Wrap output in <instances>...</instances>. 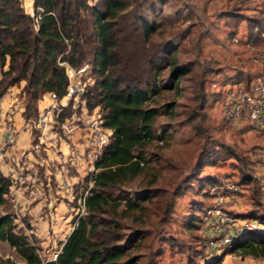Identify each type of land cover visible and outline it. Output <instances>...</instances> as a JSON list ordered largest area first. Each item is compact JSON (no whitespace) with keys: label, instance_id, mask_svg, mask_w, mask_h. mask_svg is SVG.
Masks as SVG:
<instances>
[{"label":"trees","instance_id":"trees-1","mask_svg":"<svg viewBox=\"0 0 264 264\" xmlns=\"http://www.w3.org/2000/svg\"><path fill=\"white\" fill-rule=\"evenodd\" d=\"M168 1L160 0L161 4ZM226 3L230 6L223 14L233 29L231 35L245 21L247 41L251 44L264 41L263 10L252 7L249 0ZM238 7L253 13L241 12ZM155 9L153 0H97L93 5L86 0H32L30 15L19 0H0V94L23 81L20 91L24 97L23 114L25 118H35L36 102L45 93L55 92L58 96L65 93L67 77L59 62L74 69L87 63L94 79L86 86L83 99L88 110L98 107L103 125L111 130L109 142L95 163L94 188L85 200L87 213L66 237L55 260L43 262L28 237L15 231L14 216L0 214V240L14 248L25 264L134 263L128 253L137 233L125 235L119 218L138 209V203L120 188L141 172L145 161L143 148L147 144L170 139L167 126L157 133L160 111L153 104L165 86L158 82L159 74L171 65L168 45H174L171 41L152 40L162 25L160 20L149 16ZM166 18L174 25L179 16L175 12ZM184 36L183 30L177 37ZM172 48L173 53L176 46ZM170 69L175 85L188 71L185 65L173 64ZM163 112L171 113L170 107L163 106ZM207 163L200 162L195 168L198 173L189 177L200 182L201 189L214 184L210 177L199 176L204 167L213 164ZM239 177L242 186L251 183V177L243 169ZM10 187V180L0 173V207L5 204ZM259 187L263 193V184ZM170 211L168 205L161 223ZM243 217L264 224V214L251 212ZM198 221L199 216L192 213L183 224L184 232L189 234L191 229H198ZM170 245L182 252L174 243ZM238 250L242 257L264 259V232L245 234L226 252ZM221 261L222 255L206 264Z\"/></svg>","mask_w":264,"mask_h":264},{"label":"rangeland","instance_id":"rangeland-1","mask_svg":"<svg viewBox=\"0 0 264 264\" xmlns=\"http://www.w3.org/2000/svg\"><path fill=\"white\" fill-rule=\"evenodd\" d=\"M19 1L24 11L32 15V0ZM96 1L86 0L89 5L95 4ZM182 1L185 3L171 0L166 4H161L160 0H153L156 9L153 13H149L151 18L162 22L158 33L153 35L152 40L154 42L171 41L176 46V51L172 53L171 50L174 46L168 45L167 52H170L168 55L171 65L159 74L158 82L165 86L161 93L154 98L153 104L160 111L156 120V129L159 130L162 126H167L170 139L167 142L154 141L147 144L143 148L145 161L141 172L120 188L132 200L137 199L138 203V209L130 211L127 217L119 218L125 235H130L132 232L137 233L128 253L135 259L133 264H148L149 262L156 264L164 250L173 248L171 243L177 245V249L182 250L181 254L183 255V257L179 256L180 259L174 264L195 263V259L200 254L196 240L199 232L198 229H191L189 234H186L183 224L192 213L200 217L204 208L210 205L214 199L211 194V188L214 185L203 186L201 189L200 182L189 179L190 176L198 173L195 168L200 162H213L211 166L204 167L199 175L210 177L212 182L215 180L214 176L228 172L237 173L239 180V174L243 169L246 174H249L254 184L250 185L248 189L247 194L250 199L238 201L237 196V208L243 210L249 207L248 210L254 209L257 210L254 212L259 213L263 211L262 215L264 214V200L259 181H257L258 178L255 177L256 173L250 158L242 150L246 144L241 138L234 136L231 130H227L223 126L220 110L218 112L222 96L219 94V89L211 88L213 81L219 83L220 86L226 84L229 87L230 84L224 82L221 77H215L216 64L207 62L208 55L202 52L206 45L204 41L207 39L209 41L218 40L219 48L225 43L226 46L231 44V36L226 37L218 31L224 27L218 17L221 14L224 15L223 11L230 5L224 4L223 0ZM238 10L244 11L241 7H238ZM261 10H263L261 18L264 19V9ZM175 12L179 18L176 24L171 25L167 22L166 17ZM222 17L224 20V16ZM183 30L186 31V36L180 39L177 36ZM213 31L215 33L212 37ZM214 43H211L212 46L209 45V49L212 51H215ZM253 45L264 49V41ZM172 62L175 66L185 65L188 70L177 85L170 78ZM87 78L93 82L94 76L91 74L90 65L88 71L83 75L84 80ZM23 84L24 82L21 81L8 89L12 91L13 97L21 103L24 111V97L20 95ZM39 100L36 102V108L39 106L41 108L44 105ZM165 105L170 107L171 113L163 112ZM242 123L246 125L244 122ZM33 135L31 134L27 141L25 133H20L18 140L21 144L29 146L32 143ZM226 162L228 163L226 164ZM70 176H72V180H75L73 172H70ZM83 186L84 184L80 181L74 184L75 199L83 192L84 188H81ZM20 197L21 195L16 198L13 193H9L5 204L0 207V214L9 213L14 216L15 231L28 237V240L37 248L38 256L44 262L54 249L52 247L66 239L72 230L73 218L77 216V211H71L70 207H76V204H74L75 202L66 203L64 200L62 203V198H59L56 212H51V216H48L47 211L38 210L35 217H38L40 224L44 225L40 229L39 224H35L28 212L33 204L30 205L23 197ZM168 205L171 206V211L165 218L166 221L161 223ZM122 208L121 206L119 209ZM45 221H47V225L44 224ZM21 222L23 225H19ZM30 229L34 232L28 233L27 231ZM51 235L55 237L54 245L46 241ZM228 257V253L224 254L222 261L218 264H224V260H228ZM207 262L213 263L214 260ZM0 264H25V261L7 242L0 240Z\"/></svg>","mask_w":264,"mask_h":264},{"label":"built area","instance_id":"built-area-1","mask_svg":"<svg viewBox=\"0 0 264 264\" xmlns=\"http://www.w3.org/2000/svg\"><path fill=\"white\" fill-rule=\"evenodd\" d=\"M249 3L254 8H264V0H249ZM261 37L264 38V32ZM231 41L243 43L246 48V58L241 62L251 68L257 66L259 70L248 84L229 81L227 87L213 81L211 88L219 89L222 96L223 126L233 129L238 122H244L259 141L249 155L255 173L264 174V49L249 43L245 32L236 33ZM59 65L64 67L67 77L65 93L62 96L55 92L45 93L40 99L44 105L38 109L35 118L24 117L21 103L9 89L0 94V165L5 167L0 173L10 180L11 187L21 188L24 200L29 204L43 200L39 210L47 211L48 216L56 212L59 198L66 203L75 202L76 207H70L71 211H77L73 229L79 218L87 213L85 200L94 188L95 163L109 142L111 130L103 125L98 107L88 110L83 99L86 86L92 83L89 78L83 79L89 65L85 63L78 69L66 62H59ZM16 119L22 121L21 128H28L30 136L35 135L24 150H14L21 129ZM70 172L74 173L75 180ZM214 177L213 202L204 208L198 221V257L204 262L215 260L245 234L264 232L263 223L233 213L235 194L243 187L237 173ZM78 181L84 184L81 187L84 190L75 199L74 184ZM262 191L264 200V181ZM63 242L54 247L47 260L57 258ZM228 256L238 259L240 251H230Z\"/></svg>","mask_w":264,"mask_h":264},{"label":"crops","instance_id":"crops-1","mask_svg":"<svg viewBox=\"0 0 264 264\" xmlns=\"http://www.w3.org/2000/svg\"><path fill=\"white\" fill-rule=\"evenodd\" d=\"M170 1L171 0H169L168 2H170ZM175 1H177V0H175ZM179 2H183V1L180 0ZM223 2H224V4H227L226 3L227 0H223ZM183 3H185V2H183ZM189 3H191V2H189ZM210 3H211V1H210ZM193 5L196 6L194 3H193ZM244 12L247 14L253 13L252 11H249V10H244ZM222 16H224V20H223ZM219 17H218V19L222 22V25L224 26L222 28L223 30L222 29L218 30L219 32L222 33L221 35H224L226 37L230 35L231 36L230 39H231L232 36L235 35L236 33H238L239 31L247 33V23L245 21H242L241 23H239V25L235 29L236 31L234 32V34L231 35L233 29L227 25L228 17L226 15H222V14ZM214 33L215 32L213 31L212 37H213ZM217 42H219V41L218 40L209 41L207 39L204 41V44H206V45H204L205 47H203V49H202V52L204 54L208 55L206 57V59H208V61H212L213 64H216L215 70L217 72H216V74L214 73L215 77H218V78L221 77L224 82H229V81L234 80V79H238V80L245 82V83L249 82L250 79L252 78V76L256 72H258L259 67L255 66L254 68H251V66L249 64L241 62L242 60H244L246 58V55H247L246 48H245L244 44L243 43L235 44L231 41L230 45L226 46V43H225L222 45V47L219 48ZM211 43L215 44V45H213V49L215 51H212L209 49V45L212 46ZM9 91H11V90L9 89ZM40 101L42 102V100H39V102ZM39 108H40V106L37 109H39ZM219 110H220V106L218 105V112H219ZM220 119L222 121V118H220ZM17 125H18V127L21 128L22 123L20 122V120L17 121ZM227 130H231L232 134L234 136L236 135L237 138L242 139V141L246 144L245 146H243L242 150L250 158V155H249L250 151L253 149V147L255 145H257V143H259L257 138L254 137L253 132L246 125H243V123L241 121L238 122L233 129H227ZM158 132H159V130H157V133ZM20 133H25V135L27 137V141H29V138H30L29 133L30 132H29L28 128L24 127V128L19 129V133L17 135V144H16L14 150H24V149H27V147H28V145L27 146H26V144L23 145L18 140ZM228 161H230V160H228ZM227 163L228 162H226V164ZM4 169H5V167L3 165H0V171L2 172ZM200 177L202 178L204 176H200ZM255 177L258 178L257 181H259V186H262L263 181H264V174L257 172ZM43 181H44V178H43ZM252 184H254V181L251 179V183L244 185L242 187L241 191L237 193L235 211L233 212L235 214V216H238L240 218H244L243 217L244 214H248V213L257 211L254 209L248 210L249 207H247L243 210L237 208V196H238V201L239 200L240 201H243V200L246 201V200L250 199V196L247 193H248V189H249L250 185H252ZM10 188L11 189H10L9 193H11V194L13 193L16 196V198L19 197V195H21V197L24 196V193L21 190V188H15V187H10ZM262 195H263V193H262ZM23 199H24V197H23ZM251 199H252V197H251ZM58 202H57V204H58ZM61 202L63 203V200ZM251 202H252V200H251ZM43 203H44L43 200H41L40 202L31 203V204H33V207L31 208L30 211H28L29 214L31 215V217L33 218V220L35 221V224H39L38 227L40 229H42L44 225L40 224V220L38 219V217H35V213L39 210V208L43 205ZM256 213L259 215H262L263 211H260V213L259 212H256ZM36 221H37V223H36ZM44 224L47 225L48 224L47 221H45ZM53 235H51V237L48 238V240H46V241H48L54 245L55 237H53ZM64 240L65 239H63L61 242H63ZM52 248H54V247H52ZM179 256L183 257V255L181 253L177 252L175 250V248L164 250V252L158 257V259H157L158 262L156 264H167L168 262H170L168 264H174L178 259H180ZM194 264H204V261L197 257L195 259ZM224 264H264V259L263 258H253L251 256H246V257L240 256V258H238V259L228 257V260L227 259L224 260Z\"/></svg>","mask_w":264,"mask_h":264},{"label":"water","instance_id":"water-1","mask_svg":"<svg viewBox=\"0 0 264 264\" xmlns=\"http://www.w3.org/2000/svg\"><path fill=\"white\" fill-rule=\"evenodd\" d=\"M226 253H227V252H223L221 255L223 256V255L226 254ZM217 258H218V257H217ZM217 258H216V259H217Z\"/></svg>","mask_w":264,"mask_h":264}]
</instances>
